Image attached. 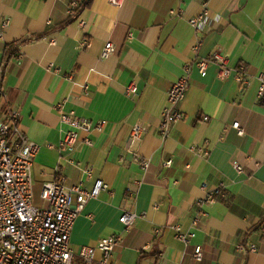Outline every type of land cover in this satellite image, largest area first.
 I'll use <instances>...</instances> for the list:
<instances>
[{
	"label": "crops",
	"instance_id": "crops-1",
	"mask_svg": "<svg viewBox=\"0 0 264 264\" xmlns=\"http://www.w3.org/2000/svg\"><path fill=\"white\" fill-rule=\"evenodd\" d=\"M73 2L82 7L70 17ZM205 3L209 18L196 32L190 20ZM7 19L0 40V67L9 55L0 122L19 111L22 131L41 147L33 164L34 205L46 206L42 187L59 177L68 186L90 189L97 179L109 185L75 222L73 264H87L79 255L83 246L97 247L121 233L127 212L137 215L136 223L123 233L109 264H264V104L257 99L264 73V0H125L121 7L109 0H0V26ZM108 42L115 51L104 58ZM217 52L233 69L226 79L216 63L205 73L195 65ZM186 64L193 68L180 105L184 118L163 139L168 93ZM240 66L250 81L245 89L235 78ZM130 85L135 94H126ZM62 113L104 121L105 128L82 133L74 152L59 150L70 129ZM235 122L243 136L232 128ZM138 123L148 131L128 148ZM144 159L150 161L146 172ZM220 186L224 196L205 207L207 216L194 229L197 201ZM176 226L195 233L189 245L177 237ZM241 244L257 251H238ZM197 247L202 261L194 257ZM101 261L98 251L91 264Z\"/></svg>",
	"mask_w": 264,
	"mask_h": 264
},
{
	"label": "built area",
	"instance_id": "built-area-1",
	"mask_svg": "<svg viewBox=\"0 0 264 264\" xmlns=\"http://www.w3.org/2000/svg\"><path fill=\"white\" fill-rule=\"evenodd\" d=\"M125 0H109L115 7H121ZM82 7L81 3L73 2L68 15L74 17L77 10ZM209 18L208 3L204 4L201 14L190 20L191 26L196 32L202 30L207 24ZM10 26V20L2 22L0 26V40L4 38L7 29ZM82 28L86 27V22L80 23ZM22 41L21 43H23ZM88 41L82 43L86 47ZM20 45V43H19ZM202 47V40L198 39L193 51L198 54ZM115 51L111 42L105 46L103 57L107 58ZM9 55L5 56L0 67V100L3 99L2 78L4 66L8 61ZM210 63H216L220 67V77L226 79L233 73L228 65V59L221 53H214L207 58H201L195 65L201 73H205ZM192 64H186L183 69V75L172 85L168 93V105L165 107L160 125V133L163 139L169 137L173 127L183 120L184 114L180 105L185 100L190 87V78L192 74ZM236 81L242 89H245L250 81L247 77L246 68L240 66L236 70ZM260 82L257 99L264 104V73L258 76ZM87 90V86L84 87ZM137 92L134 85L126 88V94L131 95ZM57 108L63 112V105ZM21 114L13 110L9 113L7 119L0 122V264H73L74 253L70 246V238L77 218L83 213L88 203L97 199L101 192L108 191L109 185L103 180L97 179L92 188L87 189L82 185L68 186L65 177H59L43 185L41 198L46 203L44 208H37L33 203V164L36 155L41 147L36 142L30 141L21 129ZM204 117V121H208ZM61 121L70 127L58 149H66L68 152H74L82 133L89 134L93 131L102 132L105 128L104 121L93 123L88 119H83L74 114L62 113ZM232 128L237 130L240 136L244 135L239 122H235ZM144 124H136L128 139V148L139 142L147 133ZM86 145L91 146L89 138L84 139ZM49 148H55L49 145ZM192 150L197 153L201 149L196 145ZM171 162L166 163L169 166ZM150 167V161H142V169L146 172ZM238 172L242 171L239 165H236ZM85 173L89 178H93V170L88 168ZM136 185L140 181L135 182ZM206 185H204V188ZM223 186L209 190L206 195L197 201L198 212L193 220V228L196 229L203 218L207 216L206 206H211L217 202L218 197L224 196ZM130 196H134L133 189L129 190ZM137 215L135 213H124L120 218L123 224L121 233L101 239L97 247L83 246L79 255L87 264L95 260L98 251L102 254V264H109L115 249L120 246L124 240L123 233L128 232L136 223ZM177 237L186 245H189L195 233L182 232L179 226L174 227ZM238 251L256 252L255 245H238ZM194 257L198 261L203 260V251L197 247Z\"/></svg>",
	"mask_w": 264,
	"mask_h": 264
},
{
	"label": "rangeland",
	"instance_id": "rangeland-1",
	"mask_svg": "<svg viewBox=\"0 0 264 264\" xmlns=\"http://www.w3.org/2000/svg\"><path fill=\"white\" fill-rule=\"evenodd\" d=\"M46 204V203H45Z\"/></svg>",
	"mask_w": 264,
	"mask_h": 264
}]
</instances>
